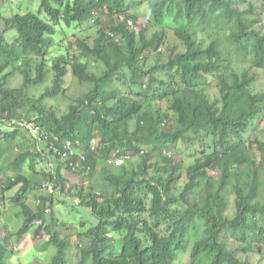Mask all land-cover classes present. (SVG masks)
<instances>
[{"label":"trees","instance_id":"16d2710c","mask_svg":"<svg viewBox=\"0 0 264 264\" xmlns=\"http://www.w3.org/2000/svg\"><path fill=\"white\" fill-rule=\"evenodd\" d=\"M245 1L41 0L38 13L0 18L6 26L0 31V70L9 66L11 74L23 77L19 87L9 84L8 75L0 78L1 116L35 118L61 143L71 140L87 152L88 169L75 174L89 181L90 191L85 195L82 190L74 199L99 218L96 226L75 236L79 260L72 262L75 242L56 232L53 211L56 194H72L75 185L64 173L70 169L56 151L41 149L26 129H4L0 213L8 193L19 186L10 198L23 222L15 233L0 225V264L11 263L16 254L8 246L13 234L21 238L33 227L35 238H43L41 248L53 245L57 251L51 262L31 264H184L186 252L189 264H255L238 253H249L252 247L261 252L264 244V178L258 172L264 162V127L255 123L264 116V91L250 90L256 80L252 69L264 70V27L246 16L254 9L251 2L247 11L239 8ZM145 5L151 18L137 31L138 12ZM10 29L18 37L6 42L4 34ZM209 30L224 34L226 44L200 34ZM59 34L72 35L75 41L53 60L52 85L40 97L30 95L48 78L52 58L47 55ZM73 45L78 52L71 54ZM163 46L169 51L165 59ZM155 55L156 62L148 65ZM92 64L102 66L101 74ZM244 64L249 67L240 68ZM70 72L90 89L60 115L48 104L51 98L67 96ZM210 75L219 90L214 100L207 93ZM136 85L149 94H133ZM163 102L168 103L165 109L159 107ZM167 121L172 123L168 130L163 127ZM249 129L260 131L255 146L261 163L249 153ZM93 138L99 142L96 151L90 150ZM179 142L202 149L187 168V183L176 193L183 166L172 160L171 149ZM155 153L163 164L154 159ZM112 154L130 158L110 164ZM137 156L135 165L129 159ZM8 170L12 174L5 176ZM211 171H219L218 176ZM97 175L103 193L95 192ZM48 181L54 193L44 188ZM231 185L236 195L233 217L227 215ZM37 189L45 193L34 209L28 198ZM114 232L123 233L119 253ZM231 240L239 247L229 246Z\"/></svg>","mask_w":264,"mask_h":264},{"label":"rangeland","instance_id":"374dc122","mask_svg":"<svg viewBox=\"0 0 264 264\" xmlns=\"http://www.w3.org/2000/svg\"><path fill=\"white\" fill-rule=\"evenodd\" d=\"M249 2H251L254 5V9L252 10L251 14H246V16L253 21L254 25L256 27H259L260 24L262 23V27H264V0H246L244 3H239V8H241L244 11H247L249 9ZM40 4L41 0H0V18L2 17H11L16 14H24L28 11H33L35 13H38L40 10ZM139 20L136 22V30L140 31V29L143 27L144 24L147 23V20L151 18L150 16V10L147 5L143 6L142 8L139 9ZM41 18L47 20L48 16L45 13L40 14ZM260 15V19H259ZM261 22V23H260ZM61 25L58 26V28ZM5 23L4 21L1 20L0 22V31L5 30ZM202 36H208L212 35L213 38L221 41V43L224 45L226 44L225 41V36L221 32H214L213 30H209L206 33H200ZM82 36V35H81ZM18 37V32L15 29H10L7 30L6 33L4 34V39L6 42H13L16 38ZM170 39L171 41L175 43V36L170 33ZM75 41V37L72 35H69L67 37L62 36L59 34L57 38L55 39V42L57 45H54L52 48V51L50 54L47 55V57L52 58L49 64V71H48V78H46V81L42 83L41 88H33L31 89L30 95H33L35 97H40L41 94L45 91L46 88L50 87L52 85V81L55 76V72L52 70V64L53 60L64 53V51L67 49V46L70 45L71 42ZM70 53L73 54L78 50L74 47V45L69 49ZM162 54V55H161ZM161 56L165 59L167 55L169 54V51L166 46L162 47V52ZM159 55V56H160ZM157 56L153 57L149 62L148 65L152 66L156 62ZM249 65H240V68H247ZM92 69L96 74H101L102 66L96 64H92ZM252 71L256 75V80L253 83V85L250 86V90L253 93L264 91V70L262 69H252ZM12 73V67H6L5 69L0 70V78H4L7 76L10 79L9 84L13 87H19L22 84L23 77L19 73H13L15 76H11ZM10 74V75H9ZM164 77V75H162ZM66 87H67V96H60L58 99L56 98H51L52 101L49 102V106L53 107L56 109L60 115L64 114L67 112L68 108H70V104L73 103L75 100H77L78 97L82 96L85 94L89 89L90 85L87 83H81L78 81L75 76L73 75L72 72H70L66 78ZM147 80L144 79L145 83ZM210 85L207 88V93H209L210 98L212 100L216 99L219 97V90L217 88V83L215 82V77L210 75L209 80ZM131 91V90H127ZM133 94H146L148 90L144 86L141 85H136L132 87ZM137 96L134 95V98ZM56 99V100H55ZM167 102H163L159 104V107L162 109L167 107ZM264 115V114H263ZM256 128L260 126V128L264 127V116L260 118V121H256ZM134 123H132V127L134 128ZM163 127L168 130L169 128L172 127L171 121L163 125ZM255 128V129H256ZM260 131H256L254 129H249L246 134H245V139L246 143L249 146V153H253V157L258 161V163H261L262 160V155L261 153L257 150V147L255 146V141L257 140L259 136ZM39 147L43 149L44 144H40ZM144 149L147 151V147L143 146ZM17 146L14 145L13 149H16ZM202 146H193V145H183L181 142L178 143V145L174 148H172L173 152V158L172 160L182 164V177L180 182L178 183V189L176 193H179L180 190L183 189L185 184L188 181L187 178V168L193 164L196 160L197 157L200 156L199 152L201 151ZM130 158V157H129ZM154 159H156L159 164H163L164 162L161 161L160 156L158 153L154 154ZM131 160L135 165H137L140 162V157H133ZM264 160V158H263ZM103 167V166H102ZM244 169V166L241 168ZM100 171V169H99ZM64 172V171H63ZM258 172L261 173V176L264 178V162L260 164V167L258 169ZM65 175L69 179L71 177L72 181L71 185H75L72 188V194H64V195H56L54 197L55 204L53 206V211L55 213L56 221H57V226L56 232L59 233L62 237H68L72 238V243H74V248L72 255L70 257V260L72 259V262L76 263L79 260V255L77 254V248L75 247V244L77 240L75 239V236L77 234H80L82 232H85L86 229L94 227L98 224L99 218L97 215H95L91 209L85 205H80V204H75L74 198L78 197L80 191H84V194L86 195L90 190L89 186L90 183L88 180H85L81 174H75L74 172L71 171H66L65 170ZM11 175V171H6V175ZM211 175L218 176L219 171H211ZM69 177H68V176ZM96 183H97V188H96V193H103L102 187H104L103 181L101 178L97 175L96 176ZM19 186L15 188L12 192L8 193L9 198L5 201V205H3L2 212L0 213V225L2 227H5L7 231H10L11 233H15L18 231L20 226L22 225L23 218L19 217V209L17 208L16 205H14L12 197ZM43 191L37 189L31 196L28 198V203L35 209L36 208V199L42 194ZM76 195V196H75ZM148 197V200H150V196L146 195ZM227 198H228V203H229V208L227 215L229 217H233L235 215L236 211V195L232 191V185L229 186L228 191H227ZM49 219L51 218L48 216ZM146 217H149V215H146ZM150 219H153V217H149ZM54 221H51V223ZM82 222H85V225H82ZM50 223V224H51ZM36 231V227L31 228L29 233L25 234L23 237L18 238L13 234L12 238L9 239L8 246L10 248H13L16 251V254L14 258L12 259L11 263L9 264H31V263H37L38 261L41 263H49L52 261V258L56 254V247L53 245H49V247L42 249L40 243L43 240V238H35L34 232ZM42 235H45L44 231H41ZM122 232H114V247H115V253H119L120 246L122 243ZM234 240L228 241L229 246L233 248H238V243L233 242ZM84 243L85 240H83ZM253 250H251L249 253L247 252H239L238 255L242 259H246L250 257L251 259L254 260L255 264L258 262H261V264H264V244H262L261 247V252H259L255 247H252ZM189 252H186L185 254H182V259L181 261L184 264H189ZM252 260V261H253ZM87 264H92V262H89Z\"/></svg>","mask_w":264,"mask_h":264},{"label":"built area","instance_id":"2783aa9c","mask_svg":"<svg viewBox=\"0 0 264 264\" xmlns=\"http://www.w3.org/2000/svg\"><path fill=\"white\" fill-rule=\"evenodd\" d=\"M16 126H19L21 129H26L31 137L36 140L37 144H44L48 150L56 151L59 161H64L65 167L70 169L71 172H78L81 170L88 169L87 162L88 157L86 152L76 148L75 144L71 140H67L65 143H61V139L59 136L50 134L46 132L41 125L38 124L35 118L30 119H18L12 118L7 119V116H1L0 113V135L1 131L4 129H15ZM18 128V127H17ZM99 142L96 138H93L90 142V150L96 151L98 148ZM60 146V148H59ZM144 150L142 151V153ZM115 158V161L114 159ZM129 158V156L116 158L115 154H112V158L110 159V164H120ZM65 168V169H66ZM44 188L48 191V193H54L55 188L51 181H48L44 184ZM76 203H79L80 200L78 198L75 199ZM49 209H46V213H49ZM38 223H41L39 221ZM44 231V230H43Z\"/></svg>","mask_w":264,"mask_h":264},{"label":"clouds","instance_id":"9594fccd","mask_svg":"<svg viewBox=\"0 0 264 264\" xmlns=\"http://www.w3.org/2000/svg\"><path fill=\"white\" fill-rule=\"evenodd\" d=\"M86 154H87V152H86ZM74 200H75V199H74ZM74 202H75V201H74ZM80 202H81V201H80ZM80 202H79V203H76V202H75V204H80Z\"/></svg>","mask_w":264,"mask_h":264},{"label":"crops","instance_id":"0c3cea01","mask_svg":"<svg viewBox=\"0 0 264 264\" xmlns=\"http://www.w3.org/2000/svg\"><path fill=\"white\" fill-rule=\"evenodd\" d=\"M68 176V175H67ZM69 177V176H68ZM69 179L72 181L71 177H69Z\"/></svg>","mask_w":264,"mask_h":264}]
</instances>
